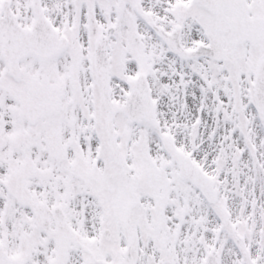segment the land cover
<instances>
[{"label":"snow or ice","instance_id":"obj_1","mask_svg":"<svg viewBox=\"0 0 264 264\" xmlns=\"http://www.w3.org/2000/svg\"><path fill=\"white\" fill-rule=\"evenodd\" d=\"M0 264H264V0H0Z\"/></svg>","mask_w":264,"mask_h":264}]
</instances>
